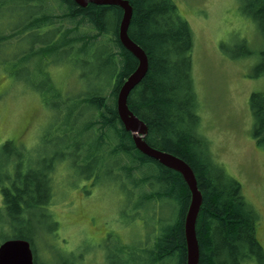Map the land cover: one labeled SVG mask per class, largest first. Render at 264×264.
I'll use <instances>...</instances> for the list:
<instances>
[{
    "label": "trees",
    "instance_id": "1",
    "mask_svg": "<svg viewBox=\"0 0 264 264\" xmlns=\"http://www.w3.org/2000/svg\"><path fill=\"white\" fill-rule=\"evenodd\" d=\"M128 2L132 15L127 33L145 51L148 69L130 91L127 104L147 125L145 141L182 158L194 172L202 195L195 223L198 264H245L252 260L264 264V250L256 236L259 214L246 201L240 183L214 160L208 140L198 132L200 118L192 77L193 35L189 23L180 15L173 0ZM245 2L246 15L252 17L264 33V0ZM5 13L15 14L16 18L7 17L1 22L0 47L12 41H25L30 36L36 39L22 50L20 58H14L15 65H24L34 56H55L63 51L64 58L67 56L73 66L81 69L80 76L89 88L80 91L68 107L67 115L72 120L83 118L82 130L76 135L79 140H88L85 160L97 157V174L111 161L112 178L128 184L130 196H138L136 209L157 201L169 203L174 210L160 225L152 247L139 248L140 261L133 264H186L184 218L190 190L180 173L135 147L131 133L125 130L117 114V92L138 63L118 39L122 9L93 3L82 7L74 0H0V14ZM17 13L21 15L17 17ZM103 37L106 39H101ZM259 53L263 60L261 66H264V48ZM250 54L248 51L244 57ZM98 57L101 62L95 71L91 64ZM55 92L53 98L58 100L60 91ZM54 105L59 108L61 103ZM250 106L254 115V141L261 146L264 93L252 92ZM66 131L62 129L64 134ZM69 133H74L72 128ZM81 146L82 143L75 142L68 156L79 161L81 153H76L75 148L81 149ZM94 149L96 153L91 152ZM6 164L2 162L0 166L3 205L0 225L16 234L6 236L1 242L10 237L29 240L34 264H39L34 251L36 238L34 234H27L23 225L29 211L50 204L53 166L24 172L13 169L10 175ZM124 248L118 251L124 253ZM123 264L131 262L128 259Z\"/></svg>",
    "mask_w": 264,
    "mask_h": 264
},
{
    "label": "rangeland",
    "instance_id": "2",
    "mask_svg": "<svg viewBox=\"0 0 264 264\" xmlns=\"http://www.w3.org/2000/svg\"><path fill=\"white\" fill-rule=\"evenodd\" d=\"M173 1L193 35L198 132L208 140L214 160L240 183L246 201L258 212L256 236L264 250V141L261 146L254 141L250 106L252 92L264 93L259 53L264 48V33L246 15V0ZM7 17L16 18L15 14H0V24ZM33 40L30 36L0 47V166L7 162L10 175L13 169L24 172L53 166L50 204L29 211L23 225L36 238L37 262H139V248L152 247L160 225L174 210L169 203L157 201L136 209L138 196H130V186L112 178L111 161L97 174V157L85 160L89 142L76 135L82 130L83 118L72 120L67 110L89 86L80 76L81 69L64 58L63 51L15 65L14 58H20ZM248 51L251 54L245 58ZM100 62L99 57L92 61L93 70L97 71ZM57 90L60 97L55 100ZM55 102L61 106L57 108ZM260 138L264 139V126ZM75 142L82 143L81 149L75 148L81 153L79 161L68 156ZM91 152L96 153L95 149ZM15 234L0 225V242ZM121 247L124 253L118 251Z\"/></svg>",
    "mask_w": 264,
    "mask_h": 264
},
{
    "label": "water",
    "instance_id": "3",
    "mask_svg": "<svg viewBox=\"0 0 264 264\" xmlns=\"http://www.w3.org/2000/svg\"><path fill=\"white\" fill-rule=\"evenodd\" d=\"M79 6L88 3L96 5H116L122 9L118 29V39L138 61L137 67L123 81L116 95V110L119 120L126 131L131 133L135 147L144 155L158 161L163 166L181 174L190 190V203L184 218V236L186 242V264H198L199 246L195 233V223L202 202L192 168L182 158L164 150L150 146L144 139L147 125L127 104L130 91L141 81L148 69L145 51L128 35L127 30L132 15L128 0H74ZM0 264H34L33 251L29 240L10 237L0 242Z\"/></svg>",
    "mask_w": 264,
    "mask_h": 264
},
{
    "label": "flooded vegetation",
    "instance_id": "4",
    "mask_svg": "<svg viewBox=\"0 0 264 264\" xmlns=\"http://www.w3.org/2000/svg\"><path fill=\"white\" fill-rule=\"evenodd\" d=\"M98 39H100V36L98 37Z\"/></svg>",
    "mask_w": 264,
    "mask_h": 264
}]
</instances>
